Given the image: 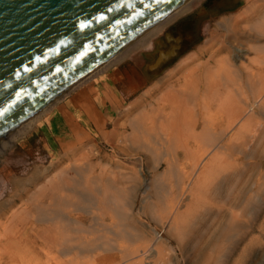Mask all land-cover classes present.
Returning <instances> with one entry per match:
<instances>
[{"label": "rangeland", "instance_id": "obj_1", "mask_svg": "<svg viewBox=\"0 0 264 264\" xmlns=\"http://www.w3.org/2000/svg\"><path fill=\"white\" fill-rule=\"evenodd\" d=\"M263 18L264 0H194L37 117L0 154V238L10 232L5 245L17 250L18 257L3 264H61L56 254L65 261L69 256L61 255L57 243L51 247L55 252L45 245L49 256L40 248L39 234L49 224L63 226L66 235L70 230L86 243L93 239L73 264H126L120 249L128 243L144 248L143 255L129 264H264V96L254 109L255 120L245 119L242 128L239 116L230 132L232 146L219 145L226 157L221 158L222 166L202 171L203 167L198 176L183 150L189 142L197 149L196 156L201 155L210 145L206 139L186 137L187 141L181 134L163 145L154 143V135L139 132L143 121L152 124L162 95L187 85L194 78H188L192 71L204 68L205 73L211 66L217 72L219 59L228 55L235 57L239 71L232 75V83L223 70V77H216L228 86L223 92L207 93L214 102L208 121L219 129L227 125L223 109L228 107L224 104L228 89L241 92L240 97L243 92L250 95L251 103L257 100L259 91L264 93L259 84L264 79V36L250 27L260 25ZM239 46L244 49L238 50ZM239 106L246 108L244 101ZM53 193L56 203L47 198ZM43 197L45 204L38 212L36 202ZM13 212L20 213L18 218L29 217L28 245L20 236L24 221L10 223ZM232 223L239 230L226 238ZM107 246L114 249L106 251ZM33 254L38 255L32 258Z\"/></svg>", "mask_w": 264, "mask_h": 264}, {"label": "water", "instance_id": "obj_2", "mask_svg": "<svg viewBox=\"0 0 264 264\" xmlns=\"http://www.w3.org/2000/svg\"><path fill=\"white\" fill-rule=\"evenodd\" d=\"M186 0H0V133Z\"/></svg>", "mask_w": 264, "mask_h": 264}, {"label": "bare ground", "instance_id": "obj_3", "mask_svg": "<svg viewBox=\"0 0 264 264\" xmlns=\"http://www.w3.org/2000/svg\"><path fill=\"white\" fill-rule=\"evenodd\" d=\"M194 0H186L185 2H183L181 5H179L178 7H176L174 10H172L170 13H168L167 15H165L163 18H161L159 21H157L155 24H153L151 27H149L148 29H146L144 32H142L140 35H138L136 38H134L132 41H130L127 45H125L122 49H120L118 52H116L115 54H113V56L109 57L108 59H106L101 65L97 66L96 68H94L92 71H90L89 73H87L86 75H84L82 78H80L77 82L73 83L70 87L62 90L61 92H59L54 99L50 100L49 102H47L45 105L39 107V109H36L33 111V113H31L30 115H28L27 117L25 118H22L20 119L19 121H17V123L10 127L9 129L3 131L0 133V154L4 153L6 148L10 145L13 144V142L18 138L20 137L21 135L25 134L27 129L33 124L34 120L37 119V117H39L40 115H42L44 112L48 111L50 109V106L52 107V104L57 102L59 99L61 100V98L63 96H65L67 93L71 92V90L73 89V87H79L80 85L84 84L85 82H87L89 79H91L92 77H95L97 76L104 68L108 67L109 65L117 62L119 59H121L124 55L127 54V52L130 50V48L136 46L140 41H142L143 39H145L146 35L149 34L150 32L153 33L155 31H157L159 29V27L166 23L170 17L172 15H175L177 12L181 11L183 8L187 7L188 5H190ZM228 19V18H227ZM234 21H235V18H234ZM239 21V20H238ZM227 22V21H226ZM228 23V22H227ZM236 23V22H235ZM238 23V22H237ZM260 25H254L253 27H250L252 29H255L257 30V34L258 35H261V36H264V18L260 21ZM224 24V22H223ZM239 24V23H238ZM237 26V25H235ZM239 26V25H238ZM249 27V26H248ZM243 29V28H242ZM236 32V31H235ZM238 32H241L240 30ZM243 32V31H242ZM245 33V32H244ZM234 39V38H232ZM231 39V40H232ZM237 39H238V36H237ZM236 39V40H237ZM221 43V42H220ZM235 43V41H234ZM228 47V46H226ZM229 48V47H228ZM238 50H243L244 48H240L237 47ZM229 51V50H228ZM237 57H240V58H243L244 56L240 54H236ZM235 58V57H234ZM231 57V55H228L226 57H223V59H219V65L217 67V72H214L212 69L211 66H207L205 69V73H203V70L204 68H201L197 71H192L190 72V74H188V78L189 76H192L194 78H192L190 80L189 78V81H187V85H183V86H180L179 88L175 89V90H168L166 94H164V96L162 95V97H164V100L162 101V104L161 105H157V109L155 108V111L157 110V112H155L156 116H154L155 118L152 120V124H148L145 121H143V124H141V128L139 130L140 131H146V134L149 133L151 136H153L154 138V143H158V144H163L165 145L166 142H169V141H174L175 138H177L176 136L180 137L183 135L184 138L186 137H189L190 139L191 138H194V139H200L199 140H196L195 142H197L198 144V141L201 142V140H205L210 142V145L208 144L209 148L206 150V148H203V150H206L204 152L201 153V155H198L196 156L197 154V149L196 148H193V146H191L189 144V142L186 144V148L184 147V150H183V154L186 158H188V160L190 161V163H192V167H193V170L196 171V174L197 172L199 173L200 169L202 171H204L205 167H215L216 165H220L222 162H221V158L224 160L225 158H223L224 156H222L220 153H221V149L219 147V145L222 143V146H228L230 145L231 143L233 144L232 140H233V135L231 136L230 135V132L232 131L234 125L236 122H240V119H239V116L242 118V122L243 124H240V127H242L241 125H243L244 127V120L245 119H251L252 116L257 118L258 116H254V109L255 107H257L259 104V100L264 96V93L261 94V91L260 92V96L258 95L257 96V100H253L254 102L251 103L249 100H250V95H247L246 93L243 92V96L240 97V94L238 93H234L232 92V90L228 89V92L225 94V100L224 103L227 107L226 110H224L223 108V111L226 112L225 114H227V117H228V122H227V127L225 126V128L223 129H219V128H215L213 127V124L214 122L212 121H208L206 115L209 114V111L211 110V105L210 104H213L214 102H210L208 100V94L209 91L212 89H215V91H218L219 92H223L224 88L223 86L224 85H227L228 83H232L234 81L233 80V74H236L238 73V67L236 66V63H234L233 59ZM255 60V59H254ZM253 60V61H254ZM248 67L247 66H243V69H247ZM250 69V68H248ZM224 71V75L226 77V73H228L229 77H231L232 79H226L228 80V83L225 82V81H219V79H216V77H219L220 75L223 77V75L221 74V71ZM214 74V75H213ZM247 76V75H246ZM221 77V78H222ZM249 77V76H248ZM203 79V82H201V80ZM234 79H236L234 77ZM242 79V78H241ZM258 79H261L258 78ZM264 80V79H263ZM262 80L263 83H258L260 84V86H263L264 85V81ZM191 81H192V86H189L191 84ZM237 81V80H236ZM250 81V80H249ZM202 83L203 85L206 87L205 89H202ZM251 83H253L251 81ZM250 84V83H248ZM258 84V85H259ZM262 84V85H261ZM228 86V85H227ZM252 87H254L253 85H251ZM250 86V88L252 89V87ZM242 88V86H241ZM262 88V87H261ZM223 89V90H222ZM256 89V88H255ZM201 90H203L201 92ZM254 90V88H253ZM251 90V94H254L253 96L255 97V93L254 91ZM259 90V89H258ZM263 91V89H261ZM257 91V90H256ZM255 91V92H256ZM214 92V90H213ZM264 92V91H263ZM212 94V92H211ZM249 94V93H248ZM257 94V93H256ZM259 94V93H258ZM239 95V96H238ZM252 96V97H253ZM64 98V97H63ZM160 98V97H159ZM158 98V99H159ZM254 99V98H253ZM194 100V102H192L193 104L190 105V101ZM211 100V99H210ZM244 101V103L246 104V108L244 107H241L239 106V104ZM159 102V101H158ZM165 102V104L163 103ZM222 103H220L221 105H223ZM164 104V105H163ZM54 105V104H53ZM163 105V106H162ZM223 105V106H225ZM262 106V104H261ZM219 107V106H218ZM258 114V113H257ZM147 117V115H146ZM144 117V118H146ZM149 117V116H148ZM226 117V118H227ZM254 119V118H252ZM255 120V119H254ZM246 121V120H245ZM250 121V120H249ZM241 122V123H242ZM246 124H247V121H246ZM245 124V125H246ZM140 127V126H138ZM137 127V128H138ZM242 127V128H243ZM249 127H250V123H249ZM157 129V130H156ZM217 129V130H215ZM239 129V127L237 128ZM251 129V128H250ZM214 130V131H213ZM241 130V129H240ZM153 131V132H152ZM155 131V133H154ZM157 131V133H156ZM154 133V134H152ZM253 133V132H252ZM137 134V133H136ZM141 134V133H140ZM148 134V135H149ZM182 134V135H181ZM137 136V135H136ZM140 137V136H139ZM175 137V138H174ZM152 138V137H151ZM152 138V139H153ZM187 140V138H186ZM210 140V141H209ZM189 141V140H187ZM151 142V141H150ZM204 142V141H203ZM200 144V143H199ZM231 144V146H232ZM169 145V144H168ZM202 145H204V143H202ZM207 146V145H206ZM221 146V145H220ZM201 147V146H200ZM203 147V146H202ZM201 147V148H202ZM149 149V148H148ZM227 149V148H225ZM223 150V149H222ZM228 151V150H226ZM223 152V151H222ZM229 153V152H228ZM227 154V152H226ZM178 155L176 156L177 160H179L178 158ZM199 156H201V160L199 159ZM222 156V157H221ZM187 160V159H186ZM224 164V163H223ZM222 166V165H220ZM179 168V167H177ZM177 170V169H176ZM199 170V171H198ZM183 172V171H182ZM201 173V172H200ZM183 176V175H182ZM179 177V176H178ZM181 177V175H180ZM184 177L185 178H189L190 176L186 177L185 176V173H184ZM194 177V175H193ZM182 178V177H181ZM180 180H183V178ZM192 179V178H191ZM190 179V180H191ZM179 180V178H178ZM77 181V180H76ZM210 182V181H209ZM77 183V182H76ZM79 183V182H78ZM179 184V183H178ZM65 188V187H64ZM69 188V187H68ZM71 189V188H70ZM172 189V188H171ZM79 193H77L78 195ZM91 194V193H90ZM200 194H203V192H200ZM74 195V193H73ZM76 195V196H77ZM80 195V194H79ZM92 195H93V192H92ZM57 195H55V193H53V195H49L47 198L50 199V201L52 200H55L57 199L58 197H56ZM75 196V195H74ZM75 196V197H76ZM94 196V195H93ZM79 198V197H78ZM46 198L43 197L41 199H38L37 200V206H36V210H38V212H41V210L43 209L44 207V202H45ZM57 201L55 200L54 203H56ZM53 203V202H52ZM53 203V204H54ZM59 203V202H58ZM57 203V205H58ZM107 203V202H106ZM6 204V203H5ZM60 205V204H59ZM58 205V206H59ZM183 205V204H182ZM46 207V206H45ZM63 207V206H62ZM116 207V206H115ZM53 208V207H52ZM60 208V207H59ZM121 208V207H120ZM26 209L28 208H25V211ZM48 209V208H47ZM106 209V208H105ZM20 210H23V208H21ZM29 210V209H28ZM24 211V212H25ZM51 211V210H50ZM110 211V210H109ZM116 211V210H115ZM23 212V211H22ZM28 211H26L27 213ZM119 212V210H118ZM14 214L12 215L13 217V220L10 222L12 225H15L17 224L18 225V220L20 221H24V224L22 225V227H24L23 231H22V234L20 235L21 236V239L25 240V245H28L29 242L31 241V239L29 238L30 234L28 233L27 230V227L30 225V220H28L29 217H23L24 215L22 216V218H18V215L20 213H17V212H13ZM25 215H28L26 214ZM29 213V212H28ZM20 215V216H21ZM46 215V213L44 214ZM103 215V214H102ZM6 216V215H5ZM29 216V215H28ZM18 218V219H17ZM52 218V217H51ZM50 218V220H51ZM17 220V221H16ZM9 222V221H8ZM71 222V221H70ZM170 222V221H169ZM79 223V222H78ZM82 224H84V222H80ZM100 223V222H99ZM7 224V223H5ZM72 224H75L74 222ZM71 224V226H73ZM81 224V225H82ZM103 224V223H102ZM76 225V224H75ZM4 226V225H3ZM10 226V224H9ZM8 226V227H9ZM70 226V227H71ZM102 225H100L101 227ZM7 227V226H6ZM84 227L85 225H83L82 229L84 230ZM17 228V227H16ZM34 229V227H32ZM64 227L61 226V225H56V228H53L52 224H49L47 225L46 227H43V232H40L39 235L42 236V246H40V248H43V250H45L46 252L48 251V249L45 247L46 246H49V248L51 247H55L54 245L57 243V246H59V251L61 252V255L64 254L65 256H69L71 258H67L65 261L62 260L60 258V255L59 254H56L54 257L56 259V261L58 263H63V261L65 263H68L70 261V263L73 264V262L71 261H76V259L78 258L77 256H79V253L81 252V250H87L91 247H88V243L89 242H92V241H87V243L84 241V238L83 240H79L76 239L75 237V234L74 236H72V233H70V230H68L69 232L67 233V235L65 234V231L63 229ZM102 228V227H101ZM118 228V227H117ZM8 229V228H7ZM6 230H4L3 232H8ZM70 229V228H68ZM81 229V230H82ZM97 229V228H96ZM53 230H56L53 232ZM77 230V229H76ZM99 230V229H98ZM101 230V229H100ZM103 230V229H102ZM132 230V229H131ZM239 228L236 224L232 223L231 225H229V232L226 234V238H230L233 236V234H235L236 232H238ZM87 231V230H85ZM89 231V230H88ZM108 231V230H107ZM119 231V230H118ZM227 231V230H226ZM57 232V235H59V237H57V235H54L53 233ZM91 232V231H90ZM94 233H96V231H93ZM99 232V231H98ZM106 231L104 230V232H102V235L105 233ZM109 232V231H108ZM9 233H6V235H3V238H0V264H3V263H7V262H11L14 261L15 259H17V255H16V252L17 250L13 251L11 249H9L5 244V240L7 238H10L9 236ZM4 234V233H3ZM56 234V233H55ZM9 235V236H8ZM23 235V236H22ZM38 235V234H37ZM38 235V236H39ZM63 235H66V237L68 236V238L66 239V241H64V237H62ZM106 235L107 237V234H104V236ZM94 237H98L97 239L99 240V236L98 235H93ZM24 237V238H23ZM78 237V236H77ZM80 237V236H79ZM92 238V236H91ZM124 238V237H122ZM234 238V237H233ZM63 239V240H62ZM95 239V238H94ZM21 240V241H23ZM77 240V241H75ZM98 240H95V241H98ZM104 240V239H103ZM102 240V241H103ZM148 241V240H147ZM75 242H76V245H75ZM99 242V241H98ZM109 242V241H108ZM107 242V243H108ZM124 242V241H123ZM97 243V242H96ZM95 242L92 243L94 245H97ZM106 243V242H105ZM104 243V244H105ZM114 243V242H113ZM112 243V244H113ZM134 243V242H132ZM91 244V243H90ZM102 244V243H100ZM141 244V243H140ZM137 245L134 247L132 245V247L129 246V243L128 244H123V245H127L123 250L120 249V256H121V259L123 260H126V261H129L130 260H134L135 258L139 259L143 253H144V248L141 245ZM108 245V244H106ZM68 246V247H67ZM122 246V245H121ZM96 246H94L93 248H95ZM114 247V246H113ZM113 247H110V246H107V248H105V250H112L114 249ZM130 247V248H129ZM150 247V246H149ZM104 248V247H102ZM101 248V249H102ZM116 248V247H115ZM121 248V247H120ZM123 248V247H122ZM47 249V250H46ZM53 249V248H51ZM77 249V250H75ZM118 250V249H117ZM23 253H26L27 254V249L25 250H22ZM21 251V252H22ZM53 251L55 252V250L53 249ZM146 251H147V248H146ZM149 252V251H148ZM153 252V251H152ZM51 253V252H50ZM146 254V252H145ZM35 255H38V254H33L31 257L33 258ZM47 255L49 256L48 252H47ZM92 255V254H91ZM117 256H119L117 253H116ZM81 256V255H80ZM79 256V257H80ZM77 257V258H76ZM83 257V256H82ZM90 256L88 255L87 258H89ZM94 257V256H93ZM109 257V256H108ZM111 258V257H110ZM20 259V258H19ZM21 259H24V258H21ZM41 258H39L40 260ZM90 259V258H89ZM82 260L83 262V259H80ZM86 260V258H85ZM141 260V259H140ZM78 261V260H77ZM129 262H127L129 264ZM133 262V261H132ZM126 263V264H127ZM135 263V262H133ZM15 264V263H13ZM35 264V263H34ZM75 264V263H74ZM79 264V263H78ZM85 264V263H84ZM91 264V262H90ZM96 264V263H95Z\"/></svg>", "mask_w": 264, "mask_h": 264}, {"label": "crops", "instance_id": "obj_4", "mask_svg": "<svg viewBox=\"0 0 264 264\" xmlns=\"http://www.w3.org/2000/svg\"><path fill=\"white\" fill-rule=\"evenodd\" d=\"M70 105V104H69Z\"/></svg>", "mask_w": 264, "mask_h": 264}]
</instances>
